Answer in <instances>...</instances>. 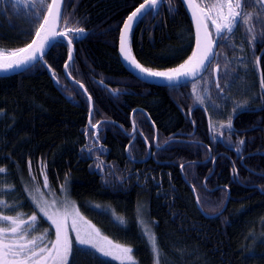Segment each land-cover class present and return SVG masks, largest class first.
<instances>
[{"label": "trees", "instance_id": "obj_1", "mask_svg": "<svg viewBox=\"0 0 264 264\" xmlns=\"http://www.w3.org/2000/svg\"><path fill=\"white\" fill-rule=\"evenodd\" d=\"M143 1L64 0L60 30L82 28L87 33L80 41L77 34L68 36L75 49L68 66L72 82L64 75L69 47L63 41L43 59L51 77L37 64L21 75L0 79V168L5 169L0 172V190L17 195L21 211L35 212L22 181L45 177L52 192H67L102 234L130 246L138 264H154L137 220L139 209L153 228L159 264H264V95L256 69L264 40L253 55L246 45L251 62L241 69L247 73L244 79L220 72L219 81L231 83L226 91L220 83L221 96L212 74L203 77V100L190 85L149 86L129 75L117 54L120 29ZM31 15L0 0L2 55L30 43L38 27ZM256 27L264 28V16ZM236 34V48L243 49L248 41L242 31ZM228 47L218 48V61L226 59L238 71L241 51ZM130 48L136 61L152 71L184 63L192 54L193 31L179 0H171V9L169 0H163L157 11L140 20ZM260 69L264 82V53ZM77 84L91 98V116ZM201 102L206 118L202 113L194 118L195 110L190 120L184 119L181 112L187 114ZM216 120L224 127L214 129ZM132 124L146 144L124 135ZM151 124L158 132L157 144ZM96 125L97 134L91 129ZM174 132L177 137L161 142ZM221 132L220 145L215 139ZM187 136L199 144L177 143ZM158 144L163 148L155 149ZM149 145V161L139 163L147 158ZM218 150L225 156L213 162ZM70 264L111 263L77 253Z\"/></svg>", "mask_w": 264, "mask_h": 264}, {"label": "snow or ice", "instance_id": "obj_2", "mask_svg": "<svg viewBox=\"0 0 264 264\" xmlns=\"http://www.w3.org/2000/svg\"><path fill=\"white\" fill-rule=\"evenodd\" d=\"M258 7L256 8V15L252 12H248L246 9L249 6V0H215L211 7L203 8L198 4L194 3V0H184V3L188 6L189 11L192 14L193 20L196 24V44L197 48L193 51L192 55L179 67L172 69L169 72L152 71L150 69L142 67L134 58L131 59V64L139 69L140 73H146L148 77L153 78H164L169 83H178L179 78H185L188 76H197L201 71L207 69L211 63L214 53V44L217 40L214 39L209 32L207 21L212 22V26L215 29L219 40L227 41L234 32V29L241 24L248 25L246 31L249 33L254 32L252 26L256 18L264 16V0H255ZM15 4L21 5L22 8H26L31 11V20L34 24H39V30L35 32V39L27 45L26 48H21L17 51H13L11 56L6 58L7 62H0V71L14 70L17 68L29 70L36 62L42 59V56H37V53H43L49 43H51L50 37L61 36L68 39L69 44V59H71V44L72 39L68 38V33L72 29L65 31H57L53 26L47 31H44V26L49 23H53L58 19L63 18V10L61 0H14ZM162 0H144L128 16L127 21L124 23V30L121 31V54L124 55L125 59H129V55L125 47V38L127 31L130 30L133 24L150 12H155ZM171 9V0H169ZM47 8L45 14L43 9ZM227 9V11H225ZM39 10V11H37ZM215 13V15H213ZM43 17V23H40V18ZM77 33L82 34L83 29L77 28ZM43 32V35H42ZM251 43V41H249ZM3 50H0L2 52ZM21 54H24L21 56ZM260 58H257V65H259ZM55 78V76H54ZM83 87V85H81ZM262 88H264V82H262ZM91 99V98H89ZM224 127V125H221ZM227 127H231L229 120ZM214 131V129H212ZM244 142L240 141L242 145ZM237 152H240V148L237 147ZM5 169L0 168V172H4ZM235 171V169H233ZM45 186L47 187V181L45 180ZM4 201H0V204H4ZM36 207L39 211H36L34 215L28 218L27 221L24 219L23 213H17L15 216L3 215L0 216V220L9 221V226L0 227V264H67L68 255L72 251L73 242L67 238V228L60 222L56 216L57 214L49 215L48 209L42 207L37 203ZM41 213L47 216L48 220L51 221V225L55 228V239H50L47 244L40 246L37 241H43L44 237L48 234V230H45L44 235L32 236L30 239L25 241L26 235L39 230L38 218ZM120 223H124L123 218H120ZM27 224V227L22 228L21 225ZM73 231H77L75 228V221L73 222ZM12 234L16 237L15 240H7L5 237L8 234ZM149 235L151 249L154 258L159 254V246L156 241L154 234L146 233ZM21 241H25L21 243ZM80 245L90 244L91 241L88 239L81 238L77 231L76 241ZM112 244L111 241H108ZM31 245V247L29 246ZM92 247H96L95 244ZM120 253L118 258L121 264H138L132 255V249L130 247H124L120 245L114 246ZM98 252H101L105 256L112 255L111 252L106 251L103 248H96ZM47 255H40L42 253ZM155 264H159L158 260H155Z\"/></svg>", "mask_w": 264, "mask_h": 264}, {"label": "rangeland", "instance_id": "obj_3", "mask_svg": "<svg viewBox=\"0 0 264 264\" xmlns=\"http://www.w3.org/2000/svg\"><path fill=\"white\" fill-rule=\"evenodd\" d=\"M203 0H199L198 3L201 4ZM50 2V0H49ZM215 0H212V3H214ZM262 18V17H261ZM261 18L257 19L260 21ZM256 22V23H257ZM248 28V27H247ZM0 55H2L0 53ZM170 70L160 71V72H169ZM246 73V72H245ZM222 75V72H221ZM204 85V84H203ZM206 85H204V88ZM195 91V89H194ZM202 99V98H201ZM218 120H216L214 126V129L219 128V124L217 123ZM221 125V124H220ZM226 125V124H225ZM227 127V125H226ZM218 130V129H217ZM217 136L219 135L216 133ZM45 177H43L41 180H36L34 177L30 176L27 181L23 182V187L26 190V196L32 201L33 206L35 208V212L39 211V209L36 207L37 203H39L42 207H46L48 209L49 215L57 214L56 218L62 222L66 228H67V238L73 242L72 244V251L68 255V261L67 264H70V259L77 253H89L96 257V259H99L106 263L111 264H121L120 259L115 258L120 255V253L116 250L114 247L115 245H120L124 247H130L128 245L120 244L111 238L107 237L106 235L102 234L100 230L96 227L97 225L92 222L90 219L85 217L80 210L78 209V206L76 203L69 197L68 193L65 192L64 194H54L52 192V189L50 185L47 182V187L45 186ZM47 181V180H46ZM10 190L1 189L0 190V201H4V204H0V216L3 215H12L15 216L17 213H23L25 221L28 220L29 217L35 214V212L32 211H21L18 207L16 201V196L12 193H9ZM23 194V198H24ZM7 198V199H6ZM6 199V201L4 200ZM5 205V206H3ZM28 213V214H27ZM146 213L142 209H139L138 211V223L139 226L145 236V239L148 243L149 249L151 250L153 262L155 264V260L159 261V254L154 258L153 252L151 249L150 239L149 235H146V233L154 234L153 228L151 224L148 222V219L146 218ZM75 221V228L79 232L81 238L88 239L91 241L90 244L87 245H80L78 243H75L76 241V235L77 231H73V222ZM39 223V230L36 232L31 233V235L25 236V241L30 239L32 236H41L44 235L45 230H48V234L44 237V240L37 241V244L40 246H43L44 244H47L50 239H55V228L51 225V221L48 220L47 216H45L43 213H41L40 217L38 218ZM9 221H3L0 220V227L9 226ZM22 228L27 227V224L21 225ZM7 240H15L16 237L12 234H8L5 237ZM25 241H21V243H24ZM108 241H111L112 244H109ZM95 244L96 247H92V245ZM31 247V245H29ZM96 248H103L106 251H109L112 253V255L105 256L101 252H98ZM131 248V247H130ZM132 249V248H131ZM40 255H47V253H42ZM133 255V251H132ZM134 257V255H133ZM135 259V257H134ZM135 261H137L135 259ZM29 264H32L31 261H29Z\"/></svg>", "mask_w": 264, "mask_h": 264}, {"label": "flooded vegetation", "instance_id": "obj_4", "mask_svg": "<svg viewBox=\"0 0 264 264\" xmlns=\"http://www.w3.org/2000/svg\"><path fill=\"white\" fill-rule=\"evenodd\" d=\"M2 1H5V0H2ZM9 1V0H8ZM10 2V1H9ZM197 3H198V1H196ZM11 3V2H10ZM12 4V3H11ZM199 4V3H198ZM202 6H200V7H203V8H209V7H211V5H212V0H203L202 1ZM14 5V4H13ZM200 5V4H199ZM204 5V6H203ZM6 7H7V5H5ZM12 6V5H11ZM15 6H17V5H15ZM9 7V6H8ZM258 7V4H256V2H255V0H249V6L247 7V11L248 12H252L253 14H254V16L256 15V8ZM23 9V8H22ZM45 9H46V7L44 8V12H45ZM39 11V10H38ZM225 11H227V9H225ZM213 15H215V13H213ZM260 17H263V16H259V17H257L256 18V21H255V23L252 25L253 27H254V32H252V33H249V32H246V30L244 29L245 28V26L243 25V24H241L240 26H238L236 29H235V32H233V34L231 35V37L227 40V41H225V42H220V44L218 45V48H220V47H226L227 45L228 46H230V48H232V49H239V51H241V54H240V61L242 62V66L238 69V71H237V69H235V67H233V65H232V62L231 63H229V61H226V59H222L223 61L222 62H219L218 60H219V57H215L214 58V60L212 61V65L210 64V66L208 67V69L206 70V73L204 74V76H206L207 74H212V82H213V71L215 70V68H217L218 69V72H219V74H218V83L216 84L215 82H213L214 83V87H215V90L220 94V96L222 95V93H224L223 92V90H222V87H223V89H225V91L231 86V83L230 84H227L226 86H224V81H223V79H221L220 81H219V75H220V72H223V76L224 75H228L229 76V78L230 79H234V78H241V79H244L245 77H246V75H247V73H245V71H244V69L243 70H241L242 68H246V65L249 63V62H251V59L249 58V56H248V50H247V48H246V45H248V46H250V52L252 53V55L255 53V46H257V45H259L260 47H261V43L263 42V40H264V34H261V32H258V28H260V27H256V22H257V19H259ZM41 20H42V18H41ZM210 23H211V21L209 22L208 21V24H209V29H210V31H212V28H211V25H210ZM39 25V24H38ZM246 27H248V25H246ZM260 29H264V28H260ZM239 31H242L243 33H244V42L246 43V40H245V38L247 39V44H245V47H243V49H241V48H236L237 47V43H235V38H236V40L237 39H239V36L236 34L237 32L239 33ZM249 41H251V43L249 42ZM243 43V42H242ZM227 44V45H226ZM193 48H194V38H193ZM229 47H228V49H230ZM264 49V44H263V46H262V51L260 52V54L264 51L263 50ZM193 51V50H192ZM250 52H249V54H250ZM240 53V52H239ZM264 53V52H263ZM260 54L258 55V57L260 56ZM251 54H250V56H252ZM263 55V54H262ZM257 57V58H258ZM262 57V56H261ZM239 59V58H238ZM260 60H261V58H260ZM214 62V63H213ZM256 65H257V62H256ZM245 66V67H244ZM256 69H257V67H256ZM241 72V74L239 75V73ZM255 73V72H254ZM257 74H258V77H259V82H260V85H259V91H260V93H261V95H264V88H262V81H260V75H259V72H258V70H257ZM204 76H202L200 79H198L197 81H195V82H193V83H190V84H187V85H190V87H191V90H192V92H194V93H196L198 96H200V99L202 98V100L204 99V98H206L207 99V94H206V91H205V89H204V86H203V82H205V78H203ZM225 78V77H224ZM262 80V79H261ZM220 83L222 84V87H221V85H220ZM184 86V85H183ZM194 89H195V91H194ZM195 110L197 111V112H195ZM193 111L195 112L194 113V118H196V119H199V114L200 113H202L203 115H204V117L206 118V114H205V107H204V105H203V103L201 102L200 104L199 103H195L190 109H189V111H188V113L186 114L185 112H181V114L183 115V117H184V119L185 118H188L189 120H190V117L192 116V114H193ZM239 112H242V111H239ZM212 113H210L208 116H210ZM207 120V119H206ZM210 120V119H209ZM210 121H213V120H210ZM151 126H152V128H155V126L153 125V124H151ZM155 130H156V128H155ZM94 133L95 134H97V130L96 131H94ZM128 134H132L131 136H129L128 138H132V141L133 142H135V140H136V138H139V139H141L142 141H143V143L144 144H146L147 142L144 140V138H143V136H142V134L137 130V129H135V127L133 126V124H132V129H131V131L130 132H127V133H124V135H128ZM223 132H221L218 136H216L217 138L215 139L216 140V142H218L217 144H223ZM186 135V133L184 132L183 133V136H185ZM174 137H177L176 136V132H174V133H169V134H167L166 135V138L163 140V141H161V142H164V141H167V140H171V139H174ZM187 137H189V136H187ZM187 137H183V138H177L178 140L177 141H180V142H177L178 144L179 143H182L183 145H185V144H199L198 142H196L197 140H192V139H194L193 137H189V138H187ZM198 137V136H197ZM154 140H155V142H156V144L158 143V142H160L159 141V136H158V132H157V130H156V132H155V135H154V138H153ZM168 143V142H167ZM161 144H163V143H161ZM161 144H158V146L159 145H161ZM201 144V143H200ZM157 145H154V148L155 149H158V150H160V149H162L163 147H158ZM150 150L151 149V147H150V145L149 146H147L146 147V150ZM221 156H225L222 152H219V150L217 151V153H216V155L214 156V160H213V162L217 159V158H219V157H221ZM236 156V155H235ZM211 154H209V156H208V159L210 160L211 159ZM235 159H237V157H235ZM209 160H207V162L209 161Z\"/></svg>", "mask_w": 264, "mask_h": 264}, {"label": "water", "instance_id": "obj_5", "mask_svg": "<svg viewBox=\"0 0 264 264\" xmlns=\"http://www.w3.org/2000/svg\"><path fill=\"white\" fill-rule=\"evenodd\" d=\"M179 1H180L181 5H182L183 9L185 10V12H186V14H187V16H188L190 22H191L192 28L194 29V32H195V35L197 36L196 24H195V22H194V20H193V17H192L191 12H190L189 9H188V6L184 3V0H179ZM142 3H143V2H142ZM63 4H64V0H61L62 10H63ZM161 4H162V3H161ZM161 4H160V6H161ZM19 6H21V5H19ZM160 6H159V7H160ZM138 7H139V6H138ZM134 11H135V10H134ZM156 11H157V10H156ZM46 13H47V10L45 11V14H46ZM130 15H131V14H130ZM130 15H129V16H130ZM147 15H148V14L144 15V16L141 17L139 20H137V21L133 24L132 28H131L130 30L127 31V35H126V38H125V47H126V51H127L128 55H129V59H125L124 55L121 54V31L124 30V24H123V26H122V28H121V30H120L119 41H118V51H117V52H118V57H119L120 63L122 64V66L124 67V69H125L127 72H129L131 75H133V76H134L137 80H139L140 82H142V83H144V84H146V85H149V86H154V87H157V86H158V87H164V86H176V85H178V84H181V83H184V82H187V81H194V80L200 78V77L206 72L207 69L204 70V71H201V72H200L197 76H195V77H193V76H188V77H185V78H179V79H178V83L172 84V83H169V82H168L166 79H164V78H153V77H148L146 73H140V72H139V69H136L135 66H134L133 64H131V59L133 58V55H132V53H131V51H130V43H129V42H130V35H131L132 31L135 29L136 24H137L140 20H142L145 16H147ZM127 19H128V18H127ZM127 19H126L125 21H127ZM41 23H43V18H42V20H41ZM60 23H61V19L58 18V19L54 22V24H53V23L46 24V25L44 26V31H47L49 28H51V27H53V26L56 28L57 31H63V30H60ZM124 23H125V22H124ZM37 30H39V27H38ZM65 32H67V31H65ZM71 34H80V33H77V32H73V31H71L70 33H68V36L71 35ZM214 34H215V38H214V39H216V40H217V43H218L219 38L217 37V34H216L215 31H214ZM42 35H43V32H42ZM80 35L84 36L83 33L80 34ZM35 38H36V36H35L33 39H35ZM81 38H82V37H81ZM81 38H80V39H81ZM80 39H78V40H80ZM50 40H51V43H49V44L47 45V47L45 48V50L43 51V53H37V54H36L37 56H42V59H40L39 62H36L34 65H36V64H38V63L43 64V61H42L43 58L47 55V53L49 52V50L51 49V47H52L57 41H63V42H65V43L68 44V39H65L64 37H61V36L50 37ZM195 42H196V41H195ZM217 43L214 44V53L216 52V49H217ZM68 46H69V44H68ZM196 48H197V44H196ZM71 52H72L71 59L68 58L67 62H66L65 65H64V74H65L66 79H67L68 81H72L71 78L69 77V75H68V71H67V68H68V66L71 64V60H72L73 55H74V47H73L72 44H71ZM22 55H24V54H21V56H22ZM214 58H215V54H214L213 57H212L211 63H212V61L214 60ZM3 62H7V59L4 60ZM211 63H210V64H211ZM210 64H209V65H210ZM43 65H44V64H43ZM209 65H208V66H209ZM44 66H45V65H44ZM32 67H33V66H32ZM32 67H31V68H32ZM31 68H30V69H31ZM45 68L47 69V71H48V73H49V75H50V77H51V73H50L49 69H48L46 66H45ZM207 68H208V67H207ZM24 71H26V70H24V69H20V68H17V69H14V70L0 71V78L16 76V75L21 74V73L24 72ZM215 72H217V69L215 70ZM79 88H80V90L83 92V94L87 97L88 102L90 103V106H91V104H92L91 99H89V97L86 95V92H85L84 88L81 87V85H79ZM91 108H92V106H91ZM194 197H195V195H194ZM195 201H196V200H195ZM196 203H197V201H196ZM224 208H225V207H224ZM210 218H213V217H210Z\"/></svg>", "mask_w": 264, "mask_h": 264}, {"label": "bare ground", "instance_id": "obj_6", "mask_svg": "<svg viewBox=\"0 0 264 264\" xmlns=\"http://www.w3.org/2000/svg\"><path fill=\"white\" fill-rule=\"evenodd\" d=\"M12 4H14V5H17V4H15L14 3V0H9ZM194 3H195V1H194ZM63 7H64V4H63ZM135 10V9H134ZM133 10V11H134ZM132 11V12H133ZM185 11V10H184ZM131 12V13H132ZM130 13V14H131ZM151 13V12H150ZM149 13V14H150ZM186 13V12H185ZM129 14V15H130ZM148 14V15H149ZM187 15V14H186ZM188 17V16H187ZM128 18V17H127ZM126 18V19H127ZM189 19V18H188ZM61 21H62V19H61ZM125 22V21H124ZM189 22H190V20H189ZM124 24V23H123ZM190 24H191V22H190ZM137 25V24H136ZM60 26H61V23H60ZM123 26V25H122ZM38 27H39V25H38ZM38 27H37V29H38ZM191 27H192V25H191ZM122 28V27H121ZM37 29H36V31H37ZM121 30V29H120ZM35 31V32H36ZM192 31H193V38H194V48H193V51L194 50H196V35H195V32H194V29L192 28ZM83 34H84V36H82V35H80V34H77L78 35V37H77V41H80V40H82L85 36H86V34L87 33H85V32H83ZM119 35H120V33H119ZM35 37V33H34V35L32 36V39ZM82 37V38H81ZM130 37H131V35H130ZM81 38V39H80ZM32 39H31V41H30V43L32 42ZM78 39H80V40H78ZM118 41H119V39H118ZM58 42V41H57ZM29 43V44H30ZM130 43V42H129ZM67 44V43H66ZM68 45V44H67ZM73 45V44H72ZM27 46H25L24 48H26ZM53 47V46H52ZM51 47V48H52ZM69 47V46H68ZM74 47V46H73ZM51 50V49H50ZM49 50V51H50ZM118 51V50H117ZM130 51H131V48H130ZM193 51H192V53H193ZM264 52V51H263ZM263 52L260 54V56H259V58H261V56H262V54H263ZM131 53H132V51H131ZM117 54H118V52H117ZM74 55H75V49H74ZM74 55H73V58H74ZM133 55V54H132ZM192 55V54H191ZM190 55V56H191ZM11 56V54H8V55H0V62H3L4 60H6V58H8V57H10ZM68 58H69V53H68ZM73 58H72V60H71V63H72V61H73ZM133 58H134V56H133ZM44 59V58H43ZM135 59V58H134ZM68 60V59H67ZM136 60V59H135ZM43 61V60H42ZM120 61V60H119ZM214 63V62H213ZM38 64H41V63H38ZM43 64L45 65V63H44V61H43ZM42 64V65H43ZM37 65V64H36ZM122 65V64H121ZM180 65V64H179ZM212 65V64H211ZM35 66V65H34ZM46 66V65H45ZM44 66V67H45ZM210 66V65H209ZM208 66V67H209ZM179 67V66H178ZM256 67H257V70H258V72H259V75H260V81H262L261 79H262V76H261V72H260V61H259V65H256ZM124 68V67H123ZM177 68V67H176ZM208 69V68H207ZM217 68H215V70H216ZM215 70L213 71V82H215L216 84L218 83V74H219V72H218V69H217V72H215ZM26 71H28V70H26ZM26 71H24V72H26ZM67 71H68V68H67ZM126 71V70H125ZM24 72H22L21 74H23ZM127 72V71H126ZM160 72V71H159ZM129 75H131L129 72H127ZM206 73V72H205ZM204 73V74H205ZM21 74H19V75H21ZM204 74L202 75V76H204ZM65 75V74H64ZM69 75V74H68ZM17 76V75H16ZM133 78H135L133 75H131ZM201 76V77H202ZM70 77V76H69ZM200 77V78H201ZM5 78H9V77H5ZM65 78H66V76H65ZM200 78H198V79H200ZM0 79H3V78H0ZM136 79V78H135ZM198 79H196V80H194V81H187V82H184V83H181V84H178V85H176V86H164V87H160V88H177L178 89V87H181V86H183V85H187V84H190V83H193V82H195V81H197ZM137 80V79H136ZM137 81H139V80H137ZM140 82V81H139ZM140 83H142V82H140ZM144 84V83H143ZM77 86L79 87V84H77ZM158 87V86H157ZM80 89V88H79ZM180 89V88H179ZM107 90V89H106ZM172 90V89H171ZM108 91V90H107ZM170 92V91H169ZM175 93H176V91H175ZM87 95V94H86ZM117 96V95H116ZM114 97V96H113ZM180 102V101H179ZM89 105H90V103H89ZM91 106H92V104H91ZM91 106H90V116H91V114H92V111H93V106H92V108H91ZM242 111V110H241ZM140 113V112H139ZM145 115V118L147 119V121L148 122H150V120H149V118H148V116H146V114H144ZM148 115V114H147ZM98 126L99 125H96V126H94V127H91V129L93 130V131H96L97 130V128H98ZM132 134H129L128 136H131ZM150 157H151V152H150V150L148 149V154H147V158L144 160V161H142V162H139V163H145V162H148L149 161V159H150ZM193 191V190H192ZM193 193H194V191H193Z\"/></svg>", "mask_w": 264, "mask_h": 264}]
</instances>
